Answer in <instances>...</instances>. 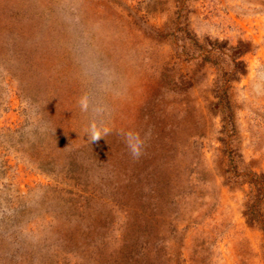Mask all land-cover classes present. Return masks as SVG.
<instances>
[{"label":"rangeland","instance_id":"rangeland-1","mask_svg":"<svg viewBox=\"0 0 264 264\" xmlns=\"http://www.w3.org/2000/svg\"><path fill=\"white\" fill-rule=\"evenodd\" d=\"M0 61V264H264V0H0ZM71 118L84 147H53Z\"/></svg>","mask_w":264,"mask_h":264},{"label":"trees","instance_id":"trees-1","mask_svg":"<svg viewBox=\"0 0 264 264\" xmlns=\"http://www.w3.org/2000/svg\"><path fill=\"white\" fill-rule=\"evenodd\" d=\"M50 2V1H53V0H47V2ZM51 12V10L48 8V13H50ZM72 13V12H71ZM15 15H17V16H20V14H15ZM52 18V17H51ZM57 22V24H59V26H63V25H61L62 23H60V22H58V21H56ZM7 25V24H6ZM5 28H8V27H5ZM63 28V27H62ZM10 30V27L7 29V31H9ZM61 31H64V28L63 29H60ZM12 36H14L13 38H8L9 39V41L7 42L8 44L10 43V42H14V39L16 40V38L18 37V38H25L26 39V35H24V34H18V36H17V33H15V35H12ZM7 44V45H8ZM19 52V51H18ZM3 63V61H0V64H2ZM54 103L56 104L57 102H56V100L54 101ZM59 112H57V114H58ZM59 115H61V114H59ZM42 117V121L45 119V118H43L44 116H41ZM71 117V116H70ZM74 118V117H73ZM73 118H71V119H66V120H64V122H65V126H62L61 128H59V129H56V128H53V133H52V135H51V137H50V140H48V141H51L50 143H52V146L53 147H59L58 146V144H59V140H58V138L57 137H61V139L64 141V142H71L72 141V144L70 143V145H72V147H77L78 149L79 148H83L84 147V145H81V144H83V140L81 139H73V135L75 134V132H77L81 127H79V126H77V124L75 123V122H73L72 121V119ZM40 120V122H42ZM46 120V119H45ZM44 125L42 126V128H43V132H45L46 133V129H47V127H48V125H47V122L45 121V123L44 122H42ZM45 129V130H44ZM89 137V136H88ZM90 140V137H89V139H88V141ZM87 141V142H88ZM43 145V144H42ZM114 152H115V150H114ZM114 152H113V154H114ZM103 161H105V158L104 159H102ZM118 162H120V159H118ZM97 165H101L100 163L99 164H97ZM106 167L107 166H109V168H110V173L112 172H114V180H117V181H120L121 180V177H122V179H123V171H122V167L121 166H114V164L113 163H109V162H106L105 164H104ZM96 167H100V166H96ZM126 177V176H125ZM264 184V180L261 182H259L258 183V187L260 188V190H258L259 192L258 193H260V196L261 197H263L264 196V194H263V191H264V189H261L262 188V185ZM90 184H87V183H85V182H83V183H81V185L80 184H78V185H75V188H70L69 189V193H71L73 196H75V198L73 199V203H75V204H79V205H82V204H86L85 202H86V200H90L91 198H93V197H102L103 195H101L100 193L99 194H97V190L95 189V188H93V187H90L89 186ZM262 190V191H261ZM100 195V196H99ZM116 199V198H115ZM113 200V199H110V203L113 205V206H115V207H117V205H119L120 204V202L119 201H117V200ZM259 200V201H258ZM260 199H257L255 202H254V204H252L250 207H252V209H250V211L248 212V213H246L245 214V216H246V218H247V222L248 223H250V224H259L260 222V213H261V210H260ZM17 226H18V224H16ZM15 225V226H16ZM19 228V227H18ZM27 229V228H26ZM30 229V228H29ZM263 229H264V227H263ZM14 231H15V229H14ZM13 231V229H9V231L7 230V236H10V235H12V237L14 236V234L16 233V232H14ZM32 237L33 236H31V238L30 239H32ZM14 239H15V237H14ZM28 240V248H25V250L23 251V255H22V257L21 258H24L25 260H26V258H29V256L31 257V256H35L36 255V257H37V254L39 255L40 253H41V250L39 249L40 247L39 246H37L36 245V242H35V244L31 241V240ZM17 249H19L18 247H17ZM19 252V251H18Z\"/></svg>","mask_w":264,"mask_h":264},{"label":"clouds","instance_id":"clouds-1","mask_svg":"<svg viewBox=\"0 0 264 264\" xmlns=\"http://www.w3.org/2000/svg\"><path fill=\"white\" fill-rule=\"evenodd\" d=\"M252 79L257 82L254 87L260 91V83H264V64L257 63L252 70ZM78 105L83 113H91L92 119L86 129V134L90 137V142H98L101 138L110 135L112 128L103 119L107 109L99 103H94L92 97L83 93L78 99ZM121 135L124 143L133 159H139L143 154L145 141L139 133L135 131H122Z\"/></svg>","mask_w":264,"mask_h":264}]
</instances>
